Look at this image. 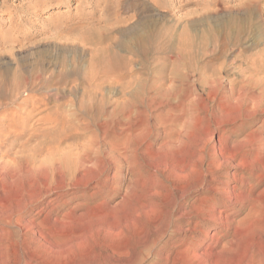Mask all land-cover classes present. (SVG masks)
Masks as SVG:
<instances>
[{
	"label": "rangeland",
	"instance_id": "rangeland-1",
	"mask_svg": "<svg viewBox=\"0 0 264 264\" xmlns=\"http://www.w3.org/2000/svg\"><path fill=\"white\" fill-rule=\"evenodd\" d=\"M263 51L264 0H0V264H264Z\"/></svg>",
	"mask_w": 264,
	"mask_h": 264
},
{
	"label": "bare ground",
	"instance_id": "bare-ground-1",
	"mask_svg": "<svg viewBox=\"0 0 264 264\" xmlns=\"http://www.w3.org/2000/svg\"><path fill=\"white\" fill-rule=\"evenodd\" d=\"M264 52V51H263ZM264 54V53H263ZM263 58V57H262ZM264 59V58H263ZM253 66H255L254 65V63L252 64ZM259 74V73H258ZM257 74V75H258ZM263 74V73H262ZM19 77V76H18ZM24 77V76H23ZM20 78V77H19ZM42 78V77H41ZM257 78H258V76H257ZM25 79V78H24ZM34 79H36V78H34ZM249 79V78H248ZM252 79V78H251ZM255 79V78H254ZM29 80V79H28ZM247 80V79H246ZM256 80V79H255ZM258 80H260V79H258ZM213 81V80H212ZM211 81V82H212ZM14 82V81H13ZM12 82V83H13ZM32 82V81H31ZM41 82H43V81H41ZM40 82V83H41ZM255 82V81H254ZM262 82V81H261ZM261 82H259L260 84L258 85V86H261L260 87V91L258 92V91H255L256 89H257V87H252L250 90H246V89H243V91H241V93H240V95L238 96L239 98H240V104H241V108H244V110L243 111H241V113H240V115H239V117L238 116H236V119L237 120H240V121H246V120H250V119H252V118H255L257 115H263L264 116V81L261 83ZM24 83V82H23ZM208 83V82H207ZM223 83V82H222ZM251 83H252V81H249V85H251ZM257 83V82H256ZM212 84V83H211ZM213 84H215V83H213ZM235 84V83H234ZM258 84V83H257ZM11 85V84H10ZM16 85V84H15ZM15 85L13 86V84L11 85V86H13V87H15ZM18 85H22V84H18ZM18 85H17V90L16 89H14L13 87V89H14V92H16V91H18ZM256 85V84H255ZM22 86H24V85H22ZM7 87H9L8 85H7ZM21 86H19V88H20ZM2 88V87H1ZM4 88V87H3ZM22 88V87H21ZM214 88V87H213ZM5 89H7L6 87H5ZM10 89V88H9ZM1 90V89H0ZM2 90H4V89H2ZM16 90V91H15ZM26 90V89H25ZM216 90V89H215ZM10 91H11V89H10ZM9 91V92H10ZM20 91V90H19ZM27 91V90H26ZM25 91V92H26ZM2 92V91H1ZM4 93H5V90L3 91ZM12 93H14L13 92V90L11 91ZM240 92V91H239ZM11 93V94H12ZM24 93V92H23ZM9 94V93H8ZM16 94V93H15ZM30 94V93H29ZM6 95H7V93H6ZM18 95V94H17ZM9 96V95H8ZM12 95H10V97H11ZM14 96V95H13ZM12 96V97H13ZM15 97H16V95H15ZM1 98V97H0ZM6 99H7V97H5ZM6 99H3V100H6ZM13 99V98H12ZM15 99V98H14ZM17 99H18V97H17ZM28 99V98H27ZM8 100V99H7ZM10 100H11V98H10ZM9 101V100H8ZM12 101V100H11ZM27 101H29V99L28 100H25L24 102H25V104L27 103ZM10 102V101H9ZM15 102H16V99H15ZM14 102V103H15ZM31 102V100L29 101V103ZM5 103V102H4ZM3 103V104H4ZM6 103H7V101H6ZM5 103V105H7ZM11 103V102H10ZM20 103V102H19ZM32 103V102H31ZM2 104V103H1ZM0 104V105H1ZM11 105H13V103L11 104ZM37 105V104H36ZM8 107H9V105H7ZM29 106V105H28ZM35 106V105H34ZM1 107V106H0ZM14 107V106H13ZM33 107V106H32ZM36 107V106H35ZM2 108V107H1ZM30 108V107H29ZM8 109V108H7ZM10 109V108H9ZM37 112V110L34 108L33 109V111L31 112V113H23L24 112V110L22 111L21 110V112L23 113V115L22 116H20V117H18V118H16V116H14V118H12V120L8 117L7 119H10V120H5V118L3 119V123H7V122H9L8 123V127L7 128H9L8 130H12V128H13V130H14V128H16V127H18L17 129L19 130H17L18 132H22L23 133V131L21 130V129H26V125L29 123V122H31L32 121V115H33V113L34 112ZM18 112H20V111H18ZM20 112V113H21ZM9 116H11V115H9ZM18 116V115H17ZM55 117H56V115H55ZM54 117V118H55ZM63 118V117H62ZM51 119V118H50ZM43 120V119H42ZM41 120V121H42ZM44 120H46V118L44 119ZM43 120V121H44ZM49 120V119H48ZM40 121V120H39ZM47 121V120H46ZM1 122V121H0ZM48 122V121H47ZM49 122H50V120H49ZM55 123V125L58 123V125H57V127H58V129H59V127H61V126H63L64 127V125H65V121H63V119L61 120L60 118L58 119L57 117L55 118V119H51V122L50 123ZM66 122H68V120L66 121ZM35 124V123H34ZM245 124V123H244ZM244 124L242 123L241 125L242 126H244ZM27 126H29V125H27ZM54 127V126H53ZM241 127V126H240ZM28 128V127H27ZM7 130V129H6ZM5 130V131H6ZM27 130V129H26ZM56 130V129H55ZM5 131H2L1 133H3L4 134V132ZM16 131V130H15ZM7 132H9V131H7ZM6 132V133H7ZM28 132V131H27ZM25 133V132H24ZM2 134V135H3ZM21 133H19V135H20ZM52 134V133H51ZM22 135V134H21ZM57 135V134H56ZM20 137V136H19ZM260 141H262V139L260 138V137H256L254 140H253V143H257V142H260ZM26 162V161H25ZM3 162L1 161V163L0 164H2ZM17 164L19 165V164H21V163H19L18 161H17ZM16 164V165H17ZM25 165H26V163H24ZM10 165V164H9ZM22 166V165H21ZM29 167V166H28ZM28 167H22V169H24V171L23 172H25V173H27L28 174V172L30 171L29 169H28ZM13 168V167H12ZM10 169V168H9ZM8 169V170H9ZM8 170H7V173H8ZM13 170V169H12ZM20 170V169H19ZM21 171V170H20ZM6 173V167L5 166H0V177H7L8 178V180L9 179H14V178H16L17 177V173H13L12 171L10 172L9 171V173H8V175L6 176V175H4L3 176V174H5ZM7 178H5V179H7ZM226 199L228 200V201H230V202H232V203H242V202H245V201H247L248 200V196L247 195H242V193L241 194H238V195H232V194H228L227 196H226Z\"/></svg>",
	"mask_w": 264,
	"mask_h": 264
}]
</instances>
